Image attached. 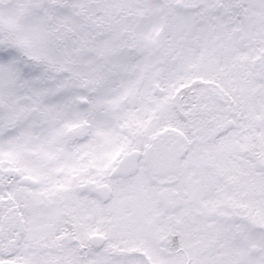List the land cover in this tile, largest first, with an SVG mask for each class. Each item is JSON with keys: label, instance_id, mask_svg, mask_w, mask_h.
<instances>
[{"label": "snow or ice", "instance_id": "1", "mask_svg": "<svg viewBox=\"0 0 264 264\" xmlns=\"http://www.w3.org/2000/svg\"><path fill=\"white\" fill-rule=\"evenodd\" d=\"M0 264H264V0H0Z\"/></svg>", "mask_w": 264, "mask_h": 264}]
</instances>
